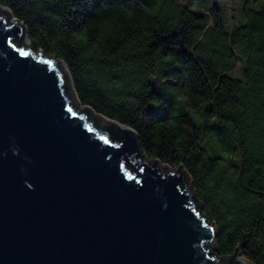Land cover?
Instances as JSON below:
<instances>
[{
    "label": "trees",
    "instance_id": "trees-1",
    "mask_svg": "<svg viewBox=\"0 0 264 264\" xmlns=\"http://www.w3.org/2000/svg\"><path fill=\"white\" fill-rule=\"evenodd\" d=\"M196 0H0L28 46L65 62L81 104L183 169L216 255L264 264V7L224 25ZM240 68L241 75L234 72Z\"/></svg>",
    "mask_w": 264,
    "mask_h": 264
},
{
    "label": "water",
    "instance_id": "water-1",
    "mask_svg": "<svg viewBox=\"0 0 264 264\" xmlns=\"http://www.w3.org/2000/svg\"><path fill=\"white\" fill-rule=\"evenodd\" d=\"M25 31L0 7V264H254L216 255L185 170L82 106Z\"/></svg>",
    "mask_w": 264,
    "mask_h": 264
},
{
    "label": "rangeland",
    "instance_id": "rangeland-1",
    "mask_svg": "<svg viewBox=\"0 0 264 264\" xmlns=\"http://www.w3.org/2000/svg\"><path fill=\"white\" fill-rule=\"evenodd\" d=\"M179 2L185 0H177ZM246 0H196L193 2V8L206 10L207 13L211 10L213 4H216L219 9L220 17L223 20L224 25L229 28L241 21V9L244 6ZM250 4L255 9H262L264 7V0H248ZM235 75H241V69L238 68L235 72ZM84 106L83 104H81ZM170 169V168H168ZM191 188L193 185L191 183ZM217 249V248H216ZM216 252V251H215Z\"/></svg>",
    "mask_w": 264,
    "mask_h": 264
},
{
    "label": "bare ground",
    "instance_id": "bare-ground-1",
    "mask_svg": "<svg viewBox=\"0 0 264 264\" xmlns=\"http://www.w3.org/2000/svg\"><path fill=\"white\" fill-rule=\"evenodd\" d=\"M95 112V111H94ZM97 113V112H96Z\"/></svg>",
    "mask_w": 264,
    "mask_h": 264
}]
</instances>
